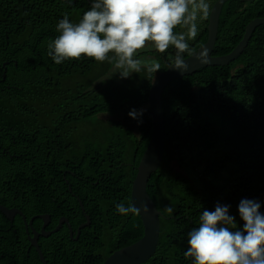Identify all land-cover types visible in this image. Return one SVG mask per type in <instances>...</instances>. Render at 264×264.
<instances>
[{
	"label": "trees",
	"instance_id": "obj_1",
	"mask_svg": "<svg viewBox=\"0 0 264 264\" xmlns=\"http://www.w3.org/2000/svg\"><path fill=\"white\" fill-rule=\"evenodd\" d=\"M217 1L208 0L211 10ZM90 6L86 0H0V204L19 209L27 221L49 215L47 231L66 218L75 237L86 215L91 219L78 241L67 225L40 238L47 264H104L143 238L138 214L115 212L121 202L132 206L133 182L153 130L149 109L137 119L129 112L148 107L153 81L175 58L171 47L143 53L135 58L154 57L159 70L144 67L121 82L120 75L111 77L115 59L82 56L56 65L47 44L59 35L57 23L65 15L78 22ZM261 18L264 0L227 2L213 56L229 55L248 25ZM208 25L209 17L199 22L184 59L207 43ZM162 106L165 156L147 188L162 213L161 233L145 264H191L184 257L187 235L205 209L229 205L240 228L241 200L260 201L264 213V26L234 63L171 83ZM103 115L123 121H105ZM174 163L201 169L187 177ZM42 227L35 220L36 231ZM0 264H43L21 216L12 223L0 212Z\"/></svg>",
	"mask_w": 264,
	"mask_h": 264
},
{
	"label": "clouds",
	"instance_id": "obj_2",
	"mask_svg": "<svg viewBox=\"0 0 264 264\" xmlns=\"http://www.w3.org/2000/svg\"><path fill=\"white\" fill-rule=\"evenodd\" d=\"M210 11L208 0H92L78 22H70L67 15L59 20V35L48 42L47 55L56 65L82 56L97 62L115 59L117 73L128 78L141 70L142 63L135 57L150 42L159 53L174 48L173 68L186 72L188 41L198 36L199 22L207 20ZM177 28L181 30L174 31ZM197 59L207 63L206 53ZM159 67L153 64L148 71L157 72ZM138 115L142 112H129L132 119ZM260 209L258 200H241L238 213L242 228L230 215L229 205L217 203L214 210L205 209L198 226L187 235L184 257L190 258L191 264H264V213ZM150 211L146 203L137 208L121 202L115 207L122 216ZM165 211L171 213L173 209Z\"/></svg>",
	"mask_w": 264,
	"mask_h": 264
},
{
	"label": "water",
	"instance_id": "obj_3",
	"mask_svg": "<svg viewBox=\"0 0 264 264\" xmlns=\"http://www.w3.org/2000/svg\"><path fill=\"white\" fill-rule=\"evenodd\" d=\"M86 1L91 5L90 0ZM230 1L249 3L258 0H218L214 4L209 16L207 43L197 52L185 59L189 65V70L181 72L180 70L174 69V64H172L167 70L158 74L151 85L148 108L152 119V136L150 143L140 161L138 173L133 182L131 194L132 206L139 208L141 204L146 203L151 211L148 214H144L143 212L138 214L144 226L143 238L131 246L116 251L105 261L104 264H145L152 259L157 251L160 241V220L162 213L157 209L156 204L148 194L147 188L150 179L160 168L165 156L166 119L162 106V95L171 83L180 78L192 76L199 70L205 68L224 67L237 61L248 48L256 29L264 26V18L253 20L248 25L243 40L229 55L221 57L213 56L219 33V23L222 10L224 5ZM203 53H206L207 63L202 64L198 61L197 57L201 56ZM3 81H5V77L3 78ZM70 191L72 190L70 189ZM80 205L84 211V206L81 202ZM0 212L12 223L17 216H21L23 218L31 246L36 249L43 264H47V262L39 246L40 238H49L51 235L58 233L65 225H67L70 238L74 241H78L82 229L91 226V219L86 215L87 222L79 227L75 237L72 226L66 218H61L57 227L53 231L47 232L46 229L51 224V218L49 215L35 216L30 221H27V218L22 211L18 209H9L1 204ZM39 219L43 222L41 232H37L33 226L35 220Z\"/></svg>",
	"mask_w": 264,
	"mask_h": 264
},
{
	"label": "rangeland",
	"instance_id": "obj_4",
	"mask_svg": "<svg viewBox=\"0 0 264 264\" xmlns=\"http://www.w3.org/2000/svg\"><path fill=\"white\" fill-rule=\"evenodd\" d=\"M155 51L156 50L154 49V47H152L151 43H146L144 48L138 50V52L136 54V57L139 56V55H142L143 53H146V52H151L152 53V52H155ZM139 60L142 63V68L150 67L153 64H157V60L154 57H151V56H142V57H140ZM118 71H119V69L114 68L112 73H111V77L119 75V73H117ZM158 74H159V72H158ZM130 76H131V73H130ZM130 76L128 78H121L120 82H121V80L124 81V80L129 79ZM147 109H149V108L145 107L140 112L146 111ZM100 118L105 120V121H109V120H113V121H116V122L123 121V117L120 116V115L115 116V117H111L110 115H103ZM216 125H218V123H216ZM173 166L178 172L183 173L187 177H191V176L195 177L196 176V172H200V169H201V168H197V169H193V170L192 169L188 170L187 168H181L177 163H174Z\"/></svg>",
	"mask_w": 264,
	"mask_h": 264
},
{
	"label": "flooded vegetation",
	"instance_id": "obj_5",
	"mask_svg": "<svg viewBox=\"0 0 264 264\" xmlns=\"http://www.w3.org/2000/svg\"><path fill=\"white\" fill-rule=\"evenodd\" d=\"M15 209V208H14ZM51 225V224H50ZM50 225L47 227V228H49L50 227ZM42 230V229H41ZM47 230V229H46ZM37 232H41V231H37ZM47 232H51V231H47ZM32 249H34V250H36L35 248H32Z\"/></svg>",
	"mask_w": 264,
	"mask_h": 264
}]
</instances>
